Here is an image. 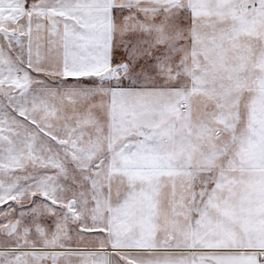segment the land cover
<instances>
[{"label":"snow or ice","instance_id":"1","mask_svg":"<svg viewBox=\"0 0 264 264\" xmlns=\"http://www.w3.org/2000/svg\"><path fill=\"white\" fill-rule=\"evenodd\" d=\"M0 264H264V0H0Z\"/></svg>","mask_w":264,"mask_h":264}]
</instances>
